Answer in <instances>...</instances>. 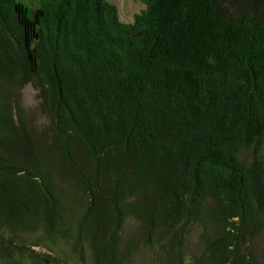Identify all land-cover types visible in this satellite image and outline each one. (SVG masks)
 Listing matches in <instances>:
<instances>
[{
	"label": "trees",
	"instance_id": "trees-1",
	"mask_svg": "<svg viewBox=\"0 0 264 264\" xmlns=\"http://www.w3.org/2000/svg\"><path fill=\"white\" fill-rule=\"evenodd\" d=\"M141 2L0 0V264H263L264 0Z\"/></svg>",
	"mask_w": 264,
	"mask_h": 264
},
{
	"label": "rangeland",
	"instance_id": "rangeland-1",
	"mask_svg": "<svg viewBox=\"0 0 264 264\" xmlns=\"http://www.w3.org/2000/svg\"><path fill=\"white\" fill-rule=\"evenodd\" d=\"M30 3H33L35 0H26ZM111 3H113L118 12L119 20L122 22H131L133 20V17L136 13H139L141 9L144 8V4L141 2V0H108ZM226 1V0H224ZM223 4L226 5V2H223ZM21 93V101H22V111H23V117L27 121L28 125V131L36 133L37 135H40L41 137H47V143H50V139L52 136V132L50 129V123H49V116L45 111L43 110L40 100L38 97V89L34 86L32 83H26L20 88ZM263 156H264V146L262 150ZM77 157L81 158V154L79 150H77ZM83 157V156H82ZM85 166L87 164L84 163ZM65 179L62 181L63 188L65 192L68 195V201H66V207L68 212H71L73 216L72 218H79L81 216L82 210L84 206L87 203L88 196L85 195V193L82 192L81 186H78L73 180L64 173ZM66 210V209H65ZM69 215V213H67ZM125 234L124 238H130L133 236H136L142 229V227L134 221L127 222L125 225ZM58 245L59 250H64L65 246L61 244L58 240L56 241ZM189 251L191 254H200L203 250V246L200 241L199 233L198 231L192 230L190 239H189ZM248 245V244H247ZM256 249L259 253L262 255V262L264 264V233L255 241L254 243ZM36 249L39 250H45L42 247H36ZM143 249V248H142ZM87 250V249H86ZM55 251V250H54ZM145 252V251H144ZM86 256H84L85 263L83 261L82 264H91V258L88 257L90 252L85 251ZM145 256H151L143 255ZM193 256H189L187 259L191 260ZM191 258V259H190ZM159 263V262H157ZM78 264H81V260ZM184 264H190L184 263Z\"/></svg>",
	"mask_w": 264,
	"mask_h": 264
}]
</instances>
